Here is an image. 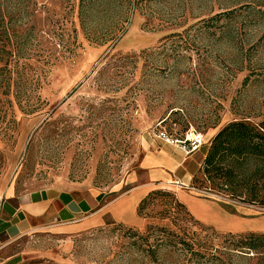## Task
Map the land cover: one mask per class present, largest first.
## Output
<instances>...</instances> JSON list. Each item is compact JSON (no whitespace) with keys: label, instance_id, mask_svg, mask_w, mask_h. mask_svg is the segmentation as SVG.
<instances>
[{"label":"rangeland","instance_id":"1","mask_svg":"<svg viewBox=\"0 0 264 264\" xmlns=\"http://www.w3.org/2000/svg\"><path fill=\"white\" fill-rule=\"evenodd\" d=\"M237 119L264 120V0H0V195L107 187L136 168L154 129L205 143ZM195 189L255 217L221 231L156 198L140 226L38 230L4 243L0 264H198L187 248L149 247L160 235L222 247L228 234L264 233V206ZM206 257L264 264V251Z\"/></svg>","mask_w":264,"mask_h":264},{"label":"crops","instance_id":"2","mask_svg":"<svg viewBox=\"0 0 264 264\" xmlns=\"http://www.w3.org/2000/svg\"><path fill=\"white\" fill-rule=\"evenodd\" d=\"M216 132L190 155L149 136L136 168L107 187H99L89 179L62 180L26 190H18L15 184L6 186L0 195V248L26 234L52 227L75 233L107 224L140 226L137 214L140 200L149 191L161 188L172 191L194 218L218 230L229 231L219 229L217 223L249 222L255 216L241 207L228 212L220 199L192 186ZM177 179L194 190L173 186L171 182Z\"/></svg>","mask_w":264,"mask_h":264},{"label":"trees","instance_id":"3","mask_svg":"<svg viewBox=\"0 0 264 264\" xmlns=\"http://www.w3.org/2000/svg\"><path fill=\"white\" fill-rule=\"evenodd\" d=\"M198 176L203 178L199 184ZM203 182L209 185L203 186ZM192 183L197 189L204 188L242 203L264 206V120L253 123L237 119L222 126L210 139L201 170ZM174 196L168 191L151 190L140 200L137 214L140 216L147 204L156 198L171 200L164 204L168 205L166 210L180 208L186 211V206ZM185 213L193 219L188 210ZM184 234L174 238L160 235L155 238L154 248L150 246L149 249L153 253L160 246L187 248L194 260H198V264H203L199 259L206 255V261H212L216 253L224 249L255 253L264 251V233H246L237 236V239H234L236 236L228 234L230 242L222 247H214L209 240L187 237ZM151 236L152 233H148L145 239L148 240Z\"/></svg>","mask_w":264,"mask_h":264},{"label":"built area","instance_id":"4","mask_svg":"<svg viewBox=\"0 0 264 264\" xmlns=\"http://www.w3.org/2000/svg\"><path fill=\"white\" fill-rule=\"evenodd\" d=\"M152 133V137L160 139L167 144L178 147L184 155H190L191 153L198 151L204 144L202 134L196 131H188L180 137H175L171 134H168L165 130L161 129H154ZM171 184L182 189L190 188V186L183 184L178 179L173 180Z\"/></svg>","mask_w":264,"mask_h":264}]
</instances>
